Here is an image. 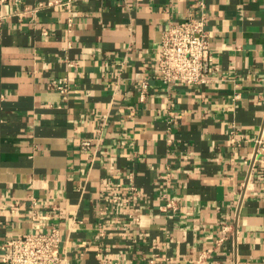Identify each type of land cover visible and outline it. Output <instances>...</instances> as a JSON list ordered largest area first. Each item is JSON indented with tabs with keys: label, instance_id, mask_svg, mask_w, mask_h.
<instances>
[{
	"label": "crops",
	"instance_id": "crops-1",
	"mask_svg": "<svg viewBox=\"0 0 264 264\" xmlns=\"http://www.w3.org/2000/svg\"><path fill=\"white\" fill-rule=\"evenodd\" d=\"M53 1L0 0V257L57 227L61 264H264V0ZM201 16L210 80L165 84L163 29Z\"/></svg>",
	"mask_w": 264,
	"mask_h": 264
},
{
	"label": "built area",
	"instance_id": "built-area-1",
	"mask_svg": "<svg viewBox=\"0 0 264 264\" xmlns=\"http://www.w3.org/2000/svg\"><path fill=\"white\" fill-rule=\"evenodd\" d=\"M72 2L73 0H55L49 4L62 5L70 12ZM68 20V27H71L73 20L71 17ZM42 33L47 34L48 30L44 28ZM157 69L161 81L167 85L179 82L201 85L210 80V37L204 16L171 21L166 25L162 31ZM146 88L147 82L143 81L140 90L142 99L145 97ZM59 89L62 92L67 91L65 82L59 86ZM90 146V140H82L83 149H88ZM252 164L264 169V130L256 138ZM166 175L168 176V173ZM137 196H139L138 189L131 186L127 196L120 198L113 193L111 200L127 203L134 201ZM162 197L166 202L161 209L176 208L175 202L168 198L166 192L162 193ZM134 217L138 219L136 215ZM225 238H219L217 243L221 244ZM60 243L61 233L57 227L46 232L21 234L1 244L4 253L0 257V262L3 264H61ZM201 257L203 256H199L200 260H202ZM154 262V259H150V263Z\"/></svg>",
	"mask_w": 264,
	"mask_h": 264
}]
</instances>
